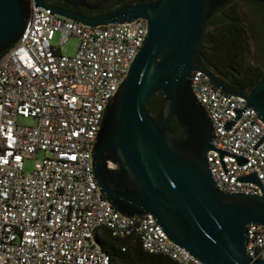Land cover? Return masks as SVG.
Listing matches in <instances>:
<instances>
[{"label": "built area", "instance_id": "built-area-1", "mask_svg": "<svg viewBox=\"0 0 264 264\" xmlns=\"http://www.w3.org/2000/svg\"><path fill=\"white\" fill-rule=\"evenodd\" d=\"M146 35L143 20L91 28L32 8L17 44L0 55V264H110L98 243L107 232L136 236L145 252L176 264H202L151 216L118 213L94 175L93 146L106 107ZM71 37L78 39L76 53L63 56L60 47ZM191 91L213 129L207 162L216 187L260 197L264 124L244 98L224 94L202 72ZM38 153L43 159L24 173V161ZM249 175L261 187L240 181ZM246 240L247 256L264 260V226H248Z\"/></svg>", "mask_w": 264, "mask_h": 264}, {"label": "water", "instance_id": "water-1", "mask_svg": "<svg viewBox=\"0 0 264 264\" xmlns=\"http://www.w3.org/2000/svg\"><path fill=\"white\" fill-rule=\"evenodd\" d=\"M61 1L73 10L44 0H0V55L17 44L32 8L91 28L138 20L147 25L93 146L94 175L106 201L126 218L151 216L172 243L202 264H264L246 254L247 227L264 226V193L228 194L216 187L207 162L213 129L191 91L195 73L202 72L224 94L244 98L264 124V77L245 94L208 71L197 54L207 22L232 0H152L98 18L79 9L103 11L115 0ZM249 1L264 8V0ZM158 93L163 104L152 118L147 107ZM173 119L176 130L170 129ZM240 181L261 187L255 175Z\"/></svg>", "mask_w": 264, "mask_h": 264}, {"label": "trees", "instance_id": "trees-1", "mask_svg": "<svg viewBox=\"0 0 264 264\" xmlns=\"http://www.w3.org/2000/svg\"><path fill=\"white\" fill-rule=\"evenodd\" d=\"M149 1L152 0H123L119 9ZM242 1L249 2V6L255 9L254 16L260 17L264 25V8L249 0ZM90 2L94 3L95 0ZM197 54L203 62L215 69L229 68L243 73L245 81L252 88L264 77V70L250 62L249 20L242 16L232 1L217 10L207 22ZM162 104L163 94L158 93L147 107L148 114L155 118ZM170 129H177L176 120L171 121ZM98 243L110 258V264H176L166 257L145 252L136 236L116 239L107 232Z\"/></svg>", "mask_w": 264, "mask_h": 264}, {"label": "flooded vegetation", "instance_id": "flooded-vegetation-1", "mask_svg": "<svg viewBox=\"0 0 264 264\" xmlns=\"http://www.w3.org/2000/svg\"><path fill=\"white\" fill-rule=\"evenodd\" d=\"M46 4L62 8L66 10H73L67 5H65L61 0H44ZM90 4H97L107 0H95L91 3V0H87ZM233 3L240 2L238 9L241 11L242 16L249 20V47L251 51L250 62L264 70V25L262 24V19L260 17H255V9L249 6L248 1L242 0H232ZM123 4V0H115V3L107 7L103 11H89L80 8L79 12L83 16L88 18H98L104 16L110 12H113ZM246 25V22L244 23ZM205 68L210 71L213 75L218 77L224 83L230 85L236 90L248 93L252 87L244 79V74L236 70H230L229 68L215 69L209 66L207 63L203 62Z\"/></svg>", "mask_w": 264, "mask_h": 264}, {"label": "rangeland", "instance_id": "rangeland-1", "mask_svg": "<svg viewBox=\"0 0 264 264\" xmlns=\"http://www.w3.org/2000/svg\"><path fill=\"white\" fill-rule=\"evenodd\" d=\"M235 4L239 7L240 2H235ZM59 33L55 34L54 40L52 42V45L54 47H57L59 45ZM78 46V39L76 37L69 38L65 44H63L60 47V54L67 57H73L76 53ZM17 123L21 126H32L33 122L31 120H23L18 119ZM44 157L43 153H38L35 158H31L29 160L24 161V173H31L33 171L34 164L40 160H42Z\"/></svg>", "mask_w": 264, "mask_h": 264}]
</instances>
